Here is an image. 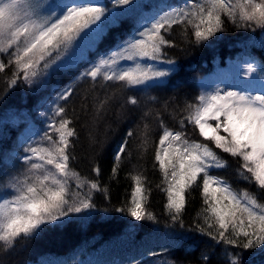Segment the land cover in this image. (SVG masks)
Returning a JSON list of instances; mask_svg holds the SVG:
<instances>
[{"label": "snow or ice", "instance_id": "6c2138e0", "mask_svg": "<svg viewBox=\"0 0 264 264\" xmlns=\"http://www.w3.org/2000/svg\"><path fill=\"white\" fill-rule=\"evenodd\" d=\"M134 5L139 6L137 0L114 3V7ZM120 15L124 13L113 12L99 0H0V78L8 90L45 84L46 78L65 67L66 58L84 44L99 41ZM226 23L264 34V0H187L182 7L163 10L59 93L42 113L47 121L43 135L25 143L23 154L16 156L18 171L0 178V252L14 251L18 243L38 237L48 226L64 227L76 218H87L81 214L96 210V193L109 198L108 187L99 179V164L92 167L93 179L76 171L73 161L81 135L78 125L82 123L89 144L95 145L96 124L114 104L121 109L132 106L130 111L139 113L140 120L115 148L109 179L132 165L126 177L131 191L115 211L134 221L159 224L147 206L152 187L142 163L153 143L147 122L151 117L161 130L152 167L162 177L156 187L166 197L167 226L186 228L187 199L199 190L203 206L188 231L223 244L227 264H243L241 252L229 249H264V63L249 55L243 75L253 84L239 91L217 86L201 92L194 101H184L183 107L169 100L161 103L151 95L175 71L176 61L167 52L177 46L170 39L174 27L179 26L185 37L190 31L189 43L201 46L225 32ZM159 64L172 67L161 69ZM82 81L90 88L77 114L75 107L69 110L62 102L71 103ZM256 81L259 88L249 90L256 88ZM170 105L173 118L180 116V130L169 128L162 118ZM188 125L212 146L190 140L184 131ZM216 149L238 162V178L255 185L256 191L237 189L213 173L229 168V161ZM202 259L210 264L207 253Z\"/></svg>", "mask_w": 264, "mask_h": 264}, {"label": "trees", "instance_id": "16d2710c", "mask_svg": "<svg viewBox=\"0 0 264 264\" xmlns=\"http://www.w3.org/2000/svg\"><path fill=\"white\" fill-rule=\"evenodd\" d=\"M115 13H124L116 17L115 23L105 29L104 36L95 43L84 44L74 56L66 58V65L60 71L52 74L45 84L34 88L18 85L8 90L4 79L0 78V178L14 174L20 167L16 160L17 155L23 154L25 142L37 131L44 129L46 112L51 99L65 86L72 85L91 63L95 62L118 42L127 39L142 23L149 22L158 13L170 7H182L187 0H137V6L131 8L114 7L115 0H99ZM226 31L218 33L217 37L208 43L196 46L189 43L188 37L181 32L179 26L174 27L170 39L176 43L175 48L167 49L168 56L176 61L175 71L168 78V82L154 90L151 95L156 96L161 103L165 100L173 101L183 107L184 101H194L201 92L200 81L205 76L224 68L230 61L241 56L249 55L264 63V34L259 30L255 33L236 29L226 23ZM161 69L172 66L159 64ZM77 91L71 103L62 102L69 110L73 107L79 114L81 98L89 90L90 84L79 82ZM99 91V90H98ZM133 94V93H129ZM46 99L42 102L43 97ZM132 106L121 109L114 104L96 124L95 135L97 143L90 145L87 130L82 123L78 125L80 142L75 149L73 165L81 175L95 179L92 172L94 164L101 168L99 177L102 184L109 189L108 199L101 193H96L94 201L96 210L89 214H81L85 219L76 218L64 227L48 226L38 237L30 241L18 243L16 249L10 253L0 252L2 264H206L202 254L207 253L210 264H227L224 245H216L208 237L197 232L188 231L194 226L197 214L201 212L203 201L199 190H193L188 197L184 210L186 228L168 227L170 223L165 213V194L156 185L162 177L158 170L153 169L154 151L158 145L161 130L158 125L148 121L151 128L152 146L142 161L147 169L146 175L151 182L152 193L148 198V209L153 212L159 224L150 221H134L131 217L117 212L128 199L131 191V181L127 174L132 165L122 167L115 179H109L113 167V156L116 146L125 138L126 132L140 123L139 113L130 111ZM91 109V106H90ZM173 107L170 105L167 112L162 114L165 124L173 130H180L178 119L171 115ZM89 121L91 117L87 118ZM184 131L190 140L208 143L198 135V130L188 125ZM229 168L212 170L221 175L237 189L256 191L255 185L238 178L239 164L227 154ZM136 161L133 160V163ZM187 196V194H186ZM176 246H172L173 242ZM162 252L161 255H152V252ZM243 264H264V249L240 250Z\"/></svg>", "mask_w": 264, "mask_h": 264}, {"label": "rangeland", "instance_id": "374dc122", "mask_svg": "<svg viewBox=\"0 0 264 264\" xmlns=\"http://www.w3.org/2000/svg\"><path fill=\"white\" fill-rule=\"evenodd\" d=\"M248 57L241 56L240 58L230 61L226 67L220 68L216 70L215 72L205 76L203 79H201L200 84H201V89L203 91H211L215 89L217 86L222 87V88H229L230 90H243L246 86L253 84V81L247 80L244 75V62ZM259 81H256V88L252 89L250 88L249 90H257L259 88ZM69 85L65 86L63 89H61L50 101L47 107V111L49 110V107L53 104L55 101L56 97L59 95L61 91H63L66 87ZM47 96L43 97L42 102L46 99ZM46 111V112H47ZM45 113V112H44ZM46 125L47 121L46 119L44 120V129L40 132L37 131L32 136H30V139L26 142H31L33 140H38L40 136L43 135V132L46 130ZM25 142V143H26ZM63 264V263H61Z\"/></svg>", "mask_w": 264, "mask_h": 264}]
</instances>
